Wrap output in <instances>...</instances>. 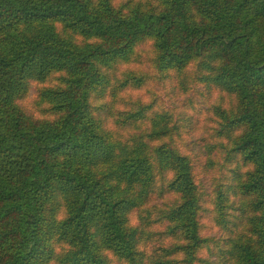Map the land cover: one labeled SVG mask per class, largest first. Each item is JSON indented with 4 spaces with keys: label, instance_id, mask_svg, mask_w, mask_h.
<instances>
[{
    "label": "trees",
    "instance_id": "1",
    "mask_svg": "<svg viewBox=\"0 0 264 264\" xmlns=\"http://www.w3.org/2000/svg\"><path fill=\"white\" fill-rule=\"evenodd\" d=\"M172 77L219 91L210 192L149 89ZM154 239L168 247L147 256ZM203 251L264 264V0H0V264Z\"/></svg>",
    "mask_w": 264,
    "mask_h": 264
},
{
    "label": "rangeland",
    "instance_id": "2",
    "mask_svg": "<svg viewBox=\"0 0 264 264\" xmlns=\"http://www.w3.org/2000/svg\"><path fill=\"white\" fill-rule=\"evenodd\" d=\"M120 1V0H118ZM139 68L134 65L132 69ZM146 68V67H145ZM148 71V69H144ZM159 80H150L149 89L157 93L166 108L178 114L187 124L185 133L186 151L192 159L194 172L198 177L199 183L210 192L212 189V179L216 172L212 167H208L211 159H219L218 143L215 136L217 125L213 108L218 105L219 91L205 82L193 79L178 80L175 77L165 80L164 85ZM135 99H141L151 103L148 93L145 91H130ZM172 198L166 201L153 198L152 205L162 207L165 202L171 203ZM132 226H139L140 223L131 220ZM154 230H163V225L153 227ZM212 238H221L220 229H212L207 233ZM147 256H153L162 253V249L168 245L159 242L157 239L148 242ZM207 260L215 261L214 255L208 251H203L199 255L198 264H206Z\"/></svg>",
    "mask_w": 264,
    "mask_h": 264
}]
</instances>
